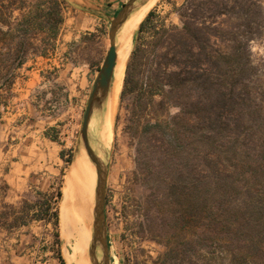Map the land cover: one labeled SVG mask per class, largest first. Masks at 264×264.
I'll use <instances>...</instances> for the list:
<instances>
[{"label":"rangeland","instance_id":"374dc122","mask_svg":"<svg viewBox=\"0 0 264 264\" xmlns=\"http://www.w3.org/2000/svg\"><path fill=\"white\" fill-rule=\"evenodd\" d=\"M25 1L22 10L13 11L11 33H0V61L10 49L14 52L20 48L23 29L28 35L24 62L14 69L8 87L0 88V168L8 169L12 160H21L23 156L29 180L23 191H10L11 186L0 181V212L11 216L9 206L21 212L26 206L24 201L33 200L36 190L55 193L59 189L60 196L53 198L52 205L58 216L65 174L74 159L82 157L78 151L81 122L109 46V19L126 0H56L54 4L46 0ZM182 2L156 0L147 13L153 10L155 19L177 24L175 8ZM19 4L16 1L15 6ZM37 4L44 11L48 7L60 9L63 21L58 24L55 37L49 36L48 26L41 29L35 22L29 27L23 23L22 14L30 10L34 14ZM139 22L133 28L131 50L138 39L147 36L139 34ZM251 52L255 65L251 96L242 109L224 115L227 117L222 119L224 123L210 144L219 155L218 166L222 165L216 177L223 198L238 216H245L239 219L236 232L239 246L249 233H259L258 239L264 245V35L251 43ZM5 63L7 59L0 67ZM80 88L84 96L78 97ZM119 94L110 126L112 141L107 163L105 217L109 263L150 264L165 246L144 236L138 224L142 196L147 194L149 185L141 180L136 184L134 179V141L124 128L126 111L120 106ZM173 108L169 109L171 114ZM89 162L92 160L87 154L84 166L89 167ZM131 193L140 196L133 198ZM53 209L47 218H51ZM88 213L92 223L93 217ZM74 231L78 234L80 230ZM71 242L62 234L60 216L56 225L47 219L34 220L25 227L7 230L1 224L0 264H79L89 247L82 254L84 245L74 247Z\"/></svg>","mask_w":264,"mask_h":264},{"label":"trees","instance_id":"16d2710c","mask_svg":"<svg viewBox=\"0 0 264 264\" xmlns=\"http://www.w3.org/2000/svg\"><path fill=\"white\" fill-rule=\"evenodd\" d=\"M25 2L0 0L1 34L11 33L13 11ZM36 7L34 14L23 12V23L48 26L55 37L63 21L60 9ZM175 14L177 24L155 19L153 10L139 22V34L147 36L129 54L119 94L124 128L134 141V179L149 185L138 224L144 236L165 246L150 264H264L259 233L248 232L238 245L239 219L245 216L226 204L216 177L222 165L210 148L224 115L242 109L251 96V43L264 35V0H183ZM26 31L20 48L1 58V65L6 59L9 64L0 67V88L8 87L25 60ZM171 107L179 111L171 114ZM57 196L59 189L36 190L21 212L13 206L11 216L0 212V225L10 230L45 219L56 225Z\"/></svg>","mask_w":264,"mask_h":264},{"label":"bare ground","instance_id":"6f19581e","mask_svg":"<svg viewBox=\"0 0 264 264\" xmlns=\"http://www.w3.org/2000/svg\"><path fill=\"white\" fill-rule=\"evenodd\" d=\"M155 1L145 0L132 10L118 28L115 36L116 60L112 73V82L106 100L101 108L93 112L89 126L90 146L91 148L93 146L94 153H98L100 155L99 158L106 163L109 162L108 149L112 141L110 126L117 106V95L123 84L125 64L122 65V63L131 50L133 28L144 17ZM78 151L82 154V157H76L65 174L59 216L62 234L74 243V247H79L83 244V254L89 247L87 245L90 242L92 233V223L90 222L88 211L93 217L96 172L93 168V162H89V167L84 166L88 152L83 144L78 146ZM82 162L83 166H81ZM77 228L80 231L78 234H74V230ZM97 253V259L99 260L101 255L99 247H97ZM79 264H92L89 251Z\"/></svg>","mask_w":264,"mask_h":264},{"label":"water","instance_id":"95a60500","mask_svg":"<svg viewBox=\"0 0 264 264\" xmlns=\"http://www.w3.org/2000/svg\"><path fill=\"white\" fill-rule=\"evenodd\" d=\"M145 0H126L116 14L110 17L109 22V46L103 61L98 69L97 75L94 79L91 91L89 93L87 103L83 113V119L80 128L81 144L84 145L92 160L95 172L96 183L94 188V204H93V218H92V233L89 245V255L92 264H109V248L107 242L106 231V182H107V163L102 161L92 150L90 146L89 126L92 114L97 109L101 108L106 100L114 64L116 60V45L115 36L118 28L124 19L142 4ZM97 247L100 248V259H97Z\"/></svg>","mask_w":264,"mask_h":264},{"label":"crops","instance_id":"0c3cea01","mask_svg":"<svg viewBox=\"0 0 264 264\" xmlns=\"http://www.w3.org/2000/svg\"><path fill=\"white\" fill-rule=\"evenodd\" d=\"M118 9V8H117ZM84 91L82 88L78 89L76 95L78 97L83 93ZM82 96H84L82 94ZM77 105V104H76ZM78 108H81L78 106ZM21 160H12L10 162V165L8 169L0 168V181H4L8 185L11 186L10 191H23L28 187V172H27V165L25 164V161L22 160L23 156H20ZM1 159V158H0ZM1 163V162H0ZM27 225H21L17 228L25 227Z\"/></svg>","mask_w":264,"mask_h":264},{"label":"clouds","instance_id":"9594fccd","mask_svg":"<svg viewBox=\"0 0 264 264\" xmlns=\"http://www.w3.org/2000/svg\"><path fill=\"white\" fill-rule=\"evenodd\" d=\"M171 111H172L173 114H175V113H177L179 111V109L178 108H173Z\"/></svg>","mask_w":264,"mask_h":264}]
</instances>
